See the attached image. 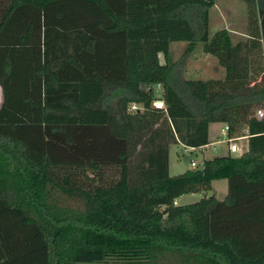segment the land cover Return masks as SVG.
<instances>
[{
    "label": "trees",
    "instance_id": "trees-1",
    "mask_svg": "<svg viewBox=\"0 0 264 264\" xmlns=\"http://www.w3.org/2000/svg\"><path fill=\"white\" fill-rule=\"evenodd\" d=\"M215 1L0 0V264H264V0L238 40ZM174 41L225 76H182ZM212 122L248 148L171 174Z\"/></svg>",
    "mask_w": 264,
    "mask_h": 264
},
{
    "label": "rangeland",
    "instance_id": "rangeland-1",
    "mask_svg": "<svg viewBox=\"0 0 264 264\" xmlns=\"http://www.w3.org/2000/svg\"><path fill=\"white\" fill-rule=\"evenodd\" d=\"M210 30L212 32L227 26L234 40L247 37L248 21H247V3L245 0H216L215 4L209 10ZM172 46V58L179 64L178 72L184 77H202L211 78L218 77L223 74V67L219 64L217 58L203 53L198 47L194 52H186L185 41H174ZM2 100V90L0 88V104ZM216 124H212V129ZM216 138V137H215ZM213 138V139H215ZM224 136H220L223 139ZM210 145L204 149L187 152L184 145L174 143L170 148V172L171 174H179L188 168H191V159L202 162L206 157H213L217 154L227 152L228 143L221 141L217 144ZM243 150V144L240 145ZM240 149V150H241ZM239 150V151H240ZM239 151L237 153H239ZM213 185L218 189V196L223 197L227 192V179L214 180ZM210 195V191H207ZM204 195L203 192H195L183 194L177 197L178 204L194 202ZM167 257L161 258L164 264H175L176 256L166 254ZM104 264H120L110 259Z\"/></svg>",
    "mask_w": 264,
    "mask_h": 264
},
{
    "label": "built area",
    "instance_id": "built-area-1",
    "mask_svg": "<svg viewBox=\"0 0 264 264\" xmlns=\"http://www.w3.org/2000/svg\"><path fill=\"white\" fill-rule=\"evenodd\" d=\"M157 106H162L163 105V101L160 100V99H156L155 102H154ZM137 108V105L136 104H132V109H135ZM257 115L259 117H262L264 116V108H259L257 109ZM247 132V130H246ZM221 134L224 136L223 139H220L218 141H215V142H211V143H207L205 145H202L200 147H190V146H185L186 149H187V152H191V151H195V150H198V149H204L205 147H208L210 145H214L216 146L215 144H217L218 142H221V141H225L228 143V149L230 150V152H237L241 149L239 143H238V139L241 137L240 135H232L230 133V125L228 123H224L222 129H221ZM199 164V162H197L195 159H191V166L192 167H195Z\"/></svg>",
    "mask_w": 264,
    "mask_h": 264
},
{
    "label": "crops",
    "instance_id": "crops-1",
    "mask_svg": "<svg viewBox=\"0 0 264 264\" xmlns=\"http://www.w3.org/2000/svg\"><path fill=\"white\" fill-rule=\"evenodd\" d=\"M224 27H227V26H224ZM228 28V27H227ZM229 29V28H228ZM230 30V29H229ZM172 46V45H171ZM209 55V54H208ZM223 67V66H222ZM225 76V69L223 67V74L221 76H218V77H224ZM1 88V86H0ZM2 90V89H1ZM3 96V95H2ZM2 102V100H1ZM212 124H216L213 129H212ZM224 123L223 122H212L210 124V142H215V141H218L220 140V136H222L221 134V129L223 127ZM240 138L238 139V143L239 145H242L244 146L243 150L241 149L239 151V153L237 152H230V150L227 148V152L226 153H223V154H217V155H224V154H228V153H232V154H241L243 151H245L247 148H248V134L246 132V129L242 132V134H240ZM216 137V138H215ZM215 138V139H213ZM219 143V142H218ZM211 158V157H209ZM215 180H220V179H215ZM214 181V180H213ZM212 185H213V182H212ZM213 187L218 191V189L213 185ZM228 193V180H227V192L226 194ZM226 194L223 196V197H220V198H224L226 196ZM177 199V198H176ZM177 202V201H176Z\"/></svg>",
    "mask_w": 264,
    "mask_h": 264
},
{
    "label": "water",
    "instance_id": "water-1",
    "mask_svg": "<svg viewBox=\"0 0 264 264\" xmlns=\"http://www.w3.org/2000/svg\"><path fill=\"white\" fill-rule=\"evenodd\" d=\"M166 212V211H165Z\"/></svg>",
    "mask_w": 264,
    "mask_h": 264
}]
</instances>
